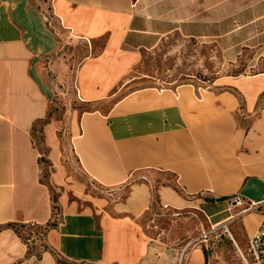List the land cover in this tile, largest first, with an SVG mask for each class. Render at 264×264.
Wrapping results in <instances>:
<instances>
[{
  "label": "crops",
  "instance_id": "crops-1",
  "mask_svg": "<svg viewBox=\"0 0 264 264\" xmlns=\"http://www.w3.org/2000/svg\"><path fill=\"white\" fill-rule=\"evenodd\" d=\"M239 29L264 45V0H0V264H177L181 251L206 264L201 245H167L142 226L154 178L187 197L163 187L167 207L213 229L242 216L246 245L264 218V107L250 116L264 74L205 101L192 87H123L139 52L172 33L212 40L233 63ZM77 45L87 52L76 65ZM55 91L83 110L50 116ZM88 182L129 183L130 195L96 198ZM8 224L46 228V248L33 252Z\"/></svg>",
  "mask_w": 264,
  "mask_h": 264
},
{
  "label": "rangeland",
  "instance_id": "rangeland-1",
  "mask_svg": "<svg viewBox=\"0 0 264 264\" xmlns=\"http://www.w3.org/2000/svg\"><path fill=\"white\" fill-rule=\"evenodd\" d=\"M249 33L237 30L236 37H241L245 41L241 43L243 45L241 55L233 63L223 59L221 50L212 40L185 39L179 33H172L155 48L139 52L137 63L124 78L125 92L147 88L175 90L186 86L191 91L193 88L197 97L201 94L205 101L208 91L227 90L225 83L232 81V78L251 80L254 76L264 74V45L251 39L246 40L249 38ZM76 49L75 64L77 65L83 60L87 50L78 45ZM97 52V48L88 49V55ZM230 92L239 100L242 109L241 96L236 91ZM55 93L56 98L51 100L49 109L50 116L65 111L70 112L71 109L83 110V106H78L69 98L71 91H55ZM263 107L264 95L256 102L255 110L250 114L251 119L257 118ZM39 129L40 125L35 128V132ZM35 140L40 144L39 133H35ZM62 161L66 164L68 158L64 156ZM73 162L77 166V161L73 159ZM149 181L151 182V186H148L149 210H145L139 220L144 229L152 233L156 240L167 245H201L206 256V264H244L238 252V249L243 250L245 246L242 216L229 221L227 230L222 227L213 229L201 214L186 210L180 205L167 207L166 203L160 200L159 191L163 187L172 190L179 197L178 201L187 199L179 186L170 184L163 178L149 179ZM130 189L129 183L103 187L88 182L86 186V191L96 198L115 195L114 202H124L130 195ZM55 197L56 193L52 192L54 203ZM246 213L258 214V211L252 210ZM45 230L44 227L36 228L29 225L17 235L28 248L38 252L46 248Z\"/></svg>",
  "mask_w": 264,
  "mask_h": 264
},
{
  "label": "built area",
  "instance_id": "built-area-1",
  "mask_svg": "<svg viewBox=\"0 0 264 264\" xmlns=\"http://www.w3.org/2000/svg\"><path fill=\"white\" fill-rule=\"evenodd\" d=\"M238 203V198L233 200V205H237ZM255 209H257V207H255ZM248 210H251V207H248L247 211ZM32 226L35 227V225ZM218 227H222L227 230V223H223ZM238 252L244 264H264V218L256 232L247 240L244 249H238ZM185 261L186 253L185 251H181L177 259V264H184Z\"/></svg>",
  "mask_w": 264,
  "mask_h": 264
},
{
  "label": "trees",
  "instance_id": "trees-1",
  "mask_svg": "<svg viewBox=\"0 0 264 264\" xmlns=\"http://www.w3.org/2000/svg\"><path fill=\"white\" fill-rule=\"evenodd\" d=\"M6 227H12V228H14L15 229V232L17 234V233H21L22 232V229L25 228V227H28V226H26V225H20V226H17L16 227V226H13L12 224H8V225H6ZM35 227L37 228V226H35ZM0 229H1V227H0ZM28 250L30 252V249H28ZM205 258H206V256H205Z\"/></svg>",
  "mask_w": 264,
  "mask_h": 264
},
{
  "label": "bare ground",
  "instance_id": "bare-ground-1",
  "mask_svg": "<svg viewBox=\"0 0 264 264\" xmlns=\"http://www.w3.org/2000/svg\"><path fill=\"white\" fill-rule=\"evenodd\" d=\"M215 229V228H214Z\"/></svg>",
  "mask_w": 264,
  "mask_h": 264
}]
</instances>
